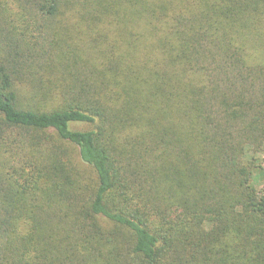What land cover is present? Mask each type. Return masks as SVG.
Masks as SVG:
<instances>
[{
    "label": "trees",
    "instance_id": "obj_1",
    "mask_svg": "<svg viewBox=\"0 0 264 264\" xmlns=\"http://www.w3.org/2000/svg\"><path fill=\"white\" fill-rule=\"evenodd\" d=\"M263 154L264 0H0V264H264Z\"/></svg>",
    "mask_w": 264,
    "mask_h": 264
},
{
    "label": "rangeland",
    "instance_id": "obj_2",
    "mask_svg": "<svg viewBox=\"0 0 264 264\" xmlns=\"http://www.w3.org/2000/svg\"><path fill=\"white\" fill-rule=\"evenodd\" d=\"M72 20V19H71ZM71 20H68V21H66V26H71V25H73V24H70L71 23ZM143 28V27H142ZM133 35V34H132ZM260 161L262 162V165H263V167H264V154L262 155V156H260ZM257 180V179H256ZM257 186L261 189H263L264 188V178H263V180H259V183H258V181H257Z\"/></svg>",
    "mask_w": 264,
    "mask_h": 264
}]
</instances>
